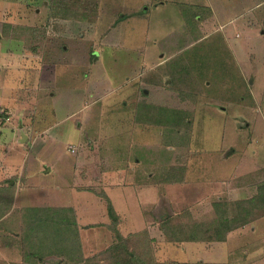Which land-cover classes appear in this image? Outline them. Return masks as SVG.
Here are the masks:
<instances>
[{"label":"rangeland","instance_id":"rangeland-1","mask_svg":"<svg viewBox=\"0 0 264 264\" xmlns=\"http://www.w3.org/2000/svg\"><path fill=\"white\" fill-rule=\"evenodd\" d=\"M263 30L264 0H0V264H248L244 252L264 254ZM129 159L162 189L146 207L157 248L116 240ZM207 190L223 199L209 202ZM93 201L117 215L110 248L82 241L73 206L101 221ZM227 231L243 236L229 243ZM186 236L214 250L173 253Z\"/></svg>","mask_w":264,"mask_h":264},{"label":"crops","instance_id":"crops-1","mask_svg":"<svg viewBox=\"0 0 264 264\" xmlns=\"http://www.w3.org/2000/svg\"><path fill=\"white\" fill-rule=\"evenodd\" d=\"M177 10L179 12L178 7H177ZM179 15H180V12H179ZM88 23H90V22H88ZM251 28H255L254 26L249 27V29L251 31H253V33L257 32L256 29L255 30H252ZM263 33H264V30H263ZM244 60H246V59L244 58ZM247 72H251V71H247ZM24 134L26 135L25 137L23 136L25 139L27 138V136L30 137V134L29 133H27V134L24 133ZM3 137H5V136L3 135L1 138H3ZM33 160H36V159L34 158ZM129 160L126 161V164H125V166L123 168V174H125L127 182H125L123 184V195L122 196L124 197V202L121 203V206L119 205L123 209L121 211L122 214H120V224H119V227H118V230H119L118 233H120L121 235H123L124 238H127L129 236L131 238V236H132L133 237L132 239H134L133 242H134V244L136 246H139L140 243L143 245V242L146 241L145 240V238H146L147 239V244L151 245V243H152L154 245V248H157V247L160 246V244H158V242H156L155 239L157 238L156 234H157V229L159 230V227H157L156 225H152V223L156 222L157 220H156L155 217L153 218L152 215H150V214H148L146 212V207H149L150 208L152 206V204L153 205H156L158 202H160V198L162 197V192H161L162 189L155 182L153 184L152 183H149V181H150L149 178L151 179V177H149V175H151V174H150V172H145L141 168V161H140V159L138 160V163H139V166H138L139 169L137 168L138 170L135 168V166H134L135 164L132 163L134 161H131L130 160V162L132 163L131 164L129 162ZM173 165L176 166V165H179V163L172 164L171 166H173ZM128 166H130V169L132 167L131 174L127 170L128 169ZM134 171H137V175H135V172ZM25 173L27 174V171H25ZM145 174H147L148 177H145ZM181 183L182 182L178 183V186ZM21 189H22V187H20L19 190L18 189L16 190L15 196H16L17 201H18V197L21 194V191H22ZM167 191H169V190H167ZM188 191H190V189L187 190V192L183 193L182 198H185V200L183 199L184 201L187 200L186 194L188 193ZM209 191L210 190H207V193H209ZM211 193L212 192L210 191V194ZM180 197H181V195L179 196V199H180ZM171 198H172V200L174 199L172 196H171ZM216 198L217 199L218 198L219 199H223V197H221V194H220V196H217L215 193H213V194H211V195H209L207 197V199H208L209 202H210V200H213V199H216ZM82 201H83V199H82ZM90 202L91 201H87L86 206H88ZM93 202L95 203V205L98 208L101 209V210L98 211V213H101V215H102L101 216L102 217V220L101 221L98 220V219H93V217H91V218L90 217H86V218L82 219L81 218V214L84 213L83 210H85L83 208V206H82V202H77V203H81V204L78 205V206H76V205L73 206V207H75V210H76V213H77V216H78V223L81 226V228H80V233L81 234L80 235H81L82 241L84 240V238L87 237L86 235H91L92 234V238H94L96 236H99L100 238L94 240L96 242L95 243L96 246H98L99 248L102 247V246H103V248H108L109 247L108 246L109 244L104 245L105 243L103 244L102 242H104L105 236H106V240L109 241L108 240L109 233L107 231V226L106 225L109 222L110 216L107 217L108 214L105 213L106 212V208H103L100 205V202L99 201L98 202L97 201H93ZM114 203H115V205H117V202L116 201H114ZM64 204L65 203H64L63 198H62V200L60 202V205L61 206H64ZM91 204H92V202H91ZM101 204H103L102 201H101ZM50 205L52 206V205H55V204L50 203ZM117 207H118V205H117ZM118 209H119V207H118ZM95 212L97 213V211H95ZM104 217H105V219L103 220ZM255 220H257L256 221V224L259 223L261 220H264V215L258 217ZM255 220H252V221L254 222ZM95 223L96 224H99L100 226L92 227L91 225H93ZM256 224L254 222L251 225V227L252 226H254V227H252V229L249 228L250 232H252L253 234H255L256 232H258L256 230L257 229V225ZM82 225H83V227H82ZM243 227H245V226H243ZM83 228H84V230H83ZM101 228L106 229V230L103 232V230H101ZM147 229H149L150 234H147L145 232V231H147ZM246 229H248V228H246ZM262 229H264V224H262ZM88 231H89V233H87ZM160 233H161V230H160ZM140 235L143 236V238H141ZM242 236H243L242 232H238V234H236V232L233 231V232H229L227 234L226 240H228L229 243H231L232 237L239 239ZM3 238H4L3 235H0V240H3ZM257 238H258V240L261 239L262 240L261 242H263V240H264V237H262V236L257 237ZM257 238H255V240H257ZM116 240H117V238H116ZM154 242H155V244H154ZM159 243H161V245H162V242H159ZM201 243H204V244L207 245V247L202 246L201 247L202 250L207 249V250H209L208 252H211V251L214 250V248L212 249V247L209 245V243L207 241H199L198 240V242H195V241H185V244H182L180 247H176V251H174L173 253L179 254L180 256H183V257H186V255H187L186 252L188 251V249L190 247L196 248L199 245H201ZM219 243H225V242H219ZM128 244L130 246H133L134 245L132 242H128ZM195 244H198V245L193 246ZM252 244L254 245V242H252ZM263 245L262 246H259V247L257 246V249L259 251L260 250L264 251ZM228 247H230V246H228ZM148 248H151V246H149ZM191 249H189V250H191ZM3 250L4 251H11V250H9V248H5V247H3L2 252H3ZM98 251H100V250H95V251H92V252H94L93 254L100 253ZM179 251H181L182 252L181 254H183V255H181L179 253ZM194 251H195V249H194ZM82 254H83L84 259L87 258V256H86L87 254L83 253V251H82ZM219 254H221L220 256H222V253H219ZM228 254L229 253H227V255ZM256 254L255 255L252 254L249 257L247 255V252H244L243 255H242V260H247L249 258L248 264H264V260L263 259H261V262L258 263V259L259 258H263L264 257V254H261V255H256ZM210 256L211 255H209V257L198 258V260L201 259L199 261L200 262L202 261V264H221V263H223L222 261L216 260V258H213V257H210ZM2 261H3V259L0 258V262H2ZM65 261H66V258H65ZM185 261H187V262H184V263H190L191 262L190 259H189V257ZM7 262L10 263L11 261L8 260ZM179 263H181V262H179Z\"/></svg>","mask_w":264,"mask_h":264},{"label":"trees","instance_id":"trees-1","mask_svg":"<svg viewBox=\"0 0 264 264\" xmlns=\"http://www.w3.org/2000/svg\"><path fill=\"white\" fill-rule=\"evenodd\" d=\"M10 183H11V181H10ZM262 189V188H261ZM108 209H109V214H110V217H111V219H114V223H115V221H117V215L115 214V212L113 211V208H112V206H110L109 205V207H108ZM264 215V214H263ZM75 223H76V221H75ZM246 223H249V221H244V223L243 224H240V225H238V227L240 228L242 225H245ZM239 224V223H238ZM227 233H228V231L225 233V234H223L222 235V240H226V237H227ZM10 238V237H9ZM177 239L178 240H182V239H185V240H187V241H193V240H201L202 238H198V237H192L191 238V236H186V237H177ZM117 241L118 242H123V245H125V243L126 242H131L132 241V236H131V238H130V236L129 237H127V238H124L123 237V235H121L120 233H118V231H117ZM1 243H3V244H5L6 242L5 241H0ZM120 242V243H121ZM123 245H121V246H123ZM120 246V244H117L116 246H113V247H115V248H117V247H119ZM136 247H139V248H143L144 246L140 243L139 244V246H136ZM112 248V247H111Z\"/></svg>","mask_w":264,"mask_h":264},{"label":"water","instance_id":"water-1","mask_svg":"<svg viewBox=\"0 0 264 264\" xmlns=\"http://www.w3.org/2000/svg\"><path fill=\"white\" fill-rule=\"evenodd\" d=\"M26 135L24 134V137H25Z\"/></svg>","mask_w":264,"mask_h":264}]
</instances>
